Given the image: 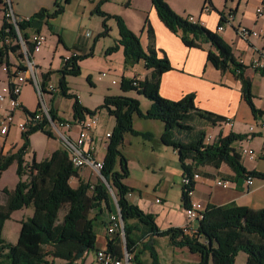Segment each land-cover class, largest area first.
I'll return each instance as SVG.
<instances>
[{"label": "trees", "instance_id": "1", "mask_svg": "<svg viewBox=\"0 0 264 264\" xmlns=\"http://www.w3.org/2000/svg\"><path fill=\"white\" fill-rule=\"evenodd\" d=\"M71 1L56 0L53 11L41 8L28 19L20 21L18 24L22 35L29 38L31 31L39 33L44 25L51 28L50 20L63 14L65 5ZM103 1L101 0L95 9L103 18V29L95 37V41L109 35L107 22L111 18L114 19L119 38L106 50V55L122 47L126 67L143 61L145 69L151 71L142 80L126 77L121 80L122 90H135L150 100L148 110L143 112L140 101L127 96H106L103 103L94 110L82 105L79 97L70 92L65 78L67 75H80V61L92 56L93 51L63 57L62 66L57 70L49 69L43 73L42 79L45 86L53 74L60 76L58 92L74 100L72 119H81L87 114L96 115L101 111L115 117V126L103 158L101 174L117 198L125 238L120 234L107 236L104 249L118 258H122L127 250L131 264H161L156 240L159 237H167L172 246L186 247L191 253L198 254L200 259L196 264H235L240 252L247 254L246 264H264V209L209 204L206 206L203 220L199 223L198 234L189 236L184 233L182 227L160 229L152 213L144 211L129 200V194L134 189L124 183L129 175L127 158L120 149L124 136L131 133L146 140L153 138L151 132L134 128L135 115L163 122L161 142L177 151L183 176L201 173L199 168L205 166L219 169L223 164L239 177L257 178L263 175L255 170H247L240 152L234 147V143L246 139L247 134L232 132L227 136L220 135L213 143H207L206 130L193 124L197 120L217 125L227 122V117L199 108L194 93L186 94L179 100H170L160 94L161 76L171 70L172 66L167 55L163 51H160L162 56L159 55L155 47L154 30L149 18L147 17L144 23L149 36V45L145 48L139 36L128 27L121 16L107 14L101 10ZM151 1L163 23L171 31L178 33L186 46L201 48L206 43L210 44L208 61L223 72L233 70L241 81L243 98L253 114H263L264 111L255 105L253 83L251 78L245 75L247 66L238 62L232 46L217 31L206 28L198 21H190L189 16L184 17L176 13L166 0ZM2 2L0 0V3ZM8 27L16 34L14 27L4 17L0 34ZM59 42L63 43L60 36ZM33 51L34 46L29 44L31 59ZM3 57L4 51L0 50L1 64L6 62ZM6 63L9 64L8 61ZM26 112L34 115V112ZM50 115L54 120H64L52 105ZM36 131L54 137L49 122L45 120L22 132L23 143L16 151L0 153V179L3 172L14 163L17 164L16 173L19 178L14 189H3L5 202L0 204V264H85L90 252L95 251L97 254L100 250L97 246L98 236L94 221L103 215L104 204L108 210H112L111 192L102 180L93 183L80 179L78 185L73 187L71 179L78 177L80 170L72 165L69 154L63 147L41 161L33 158L31 162H27L25 156L30 148V136ZM182 135L188 138L183 139ZM187 188L184 184L181 185L183 208L188 207L191 201ZM29 206L33 207V215L21 221L17 242H8L3 236L5 222L14 211ZM93 211H96L94 217L91 216ZM147 253L150 256L149 263L144 260Z\"/></svg>", "mask_w": 264, "mask_h": 264}, {"label": "crops", "instance_id": "2", "mask_svg": "<svg viewBox=\"0 0 264 264\" xmlns=\"http://www.w3.org/2000/svg\"><path fill=\"white\" fill-rule=\"evenodd\" d=\"M55 1L56 0H30L29 2L31 5H29L28 3L22 4L20 0H11L15 12L23 18L30 17L41 8H46L49 9V11H53ZM73 1L74 0H72L69 5H71ZM166 1L176 13L184 17L193 16L196 21L200 22L206 28L212 31H217L224 38V40L232 46L233 54L238 62L247 66L245 69V75L250 77L252 80L255 105L258 109L264 111V40L259 37H251L250 39L245 40L240 38L237 33V29L240 26H246L256 30L264 29V13L262 16H258L256 11L258 7L264 6L263 0H212L209 11L205 10L206 0ZM129 3L138 10L141 16L144 17L143 19H145V17L149 18L154 30L155 47L159 51V55L162 56L160 51H163L171 62L172 69L165 72L161 76L159 89L160 94L170 100H179L186 94L194 93L196 105L199 108L225 116L229 119L228 122H223L217 125L202 123L201 128L206 130L208 136V141L205 140L207 143H213L220 135L227 136L232 132L244 135L247 134V138L240 141L239 143H234V147L239 152L240 148L248 147L261 153L264 146V128L258 127L256 133L251 135L250 127L259 121H264V113L253 114L245 99L243 98L241 81L237 78L233 70H227L223 72L214 67L208 61L207 55L208 50L211 48L210 44L206 43L201 48L186 46L182 41L181 36L178 33L171 31L163 23L151 0H129ZM249 4L252 6L251 9L249 8ZM0 6L4 14V3H0ZM25 11H30V13L26 14ZM114 13H118L120 15L122 14L121 11ZM229 13L234 15V20L231 22V24H226L224 30L219 31L218 26L221 23L220 21L222 16ZM124 18L128 27L139 36L143 47L147 48L149 45V36L147 30L144 28L143 19H139L141 22L137 19L138 22L136 24H131L129 22V18H126L125 16ZM54 20L53 22H56ZM51 26L56 31L55 25H53V23H51ZM102 29L96 32V36L102 31ZM32 33L33 31L30 32V34ZM91 36L92 34L90 33V37H88V39H84V35L81 33V35L74 42L73 49L69 48L68 42H66L65 38L63 37L62 45L64 46L65 50H69L64 51L63 53L60 52L61 65L51 69H59L62 66L63 57H69L72 54L83 55L93 51V55L91 56V58H93L95 57L96 51L99 47V50L104 56V60H106L105 63H108L107 66L109 69L113 72H118L119 70L122 77L138 78L142 80L150 74L151 71L146 69L143 75L137 74V72L135 73L137 65L139 66L142 64L144 66L143 61L135 64L134 66L126 67L124 64V54L122 47L118 51L106 55V50L114 45L116 40L119 38L118 30L116 33L114 32V29L111 28L112 43L106 41L108 36L102 37V39H98L96 41L95 34L92 37ZM82 38L84 39L83 41H81ZM35 54L33 56V60L38 65L40 70L41 66L36 61ZM3 59L6 62L8 61L12 69L18 68L23 64V58L18 53L8 54L4 52ZM88 59L90 58L80 61V65L83 66ZM257 61L261 62L262 66L259 68L263 70H256L258 67L255 66V63ZM116 68H118V70L115 71ZM43 73L44 72H42V75ZM56 75L57 74H53L51 79L54 80ZM59 77L60 76L58 75V79ZM8 83L9 73L6 72L5 86H7ZM5 86H3V88ZM20 101L22 102V107L14 113V117H17L18 123L23 121L26 115H29L26 112L27 110L33 113L39 106V97L33 84L28 83L23 87L22 93L20 95ZM53 101L54 98L50 101V104L57 109L59 116L64 119L73 118V113L71 117H67L65 114H62ZM7 107L8 102H3L0 100V117L6 113ZM148 108L146 107V110ZM137 130L151 132L153 134V138L151 140L155 139L154 131L150 127L146 128L145 130L143 128ZM163 131L164 127L161 130V135ZM1 135L4 139V143L0 149V153L6 154L10 151L14 152L23 143L22 133L19 131L18 127H14V125L10 127L6 134ZM104 138L105 135H99L98 127L94 129L92 142L94 143L96 149L98 148V144H100L102 141H105ZM58 143H61V141L47 136L42 131L34 132L30 136V148L25 156L26 161L31 162L33 158H35L37 161L48 158L55 150L63 147L62 144L60 145ZM169 150H171L173 153L170 154ZM152 152L158 154L157 157L164 152H168L167 154L171 156V159L178 157V164L181 169L180 174L183 178V170L179 162V156L174 148L164 145L160 139V142L156 141V144H154L152 147ZM94 156L96 159H98L96 153ZM241 157L243 165L247 170H255L259 173H262L263 176L257 177L254 184L249 186L246 183L245 177L236 176L226 164H223L219 169L211 166L201 167L199 170L203 178L195 185L192 200L201 202L205 206L209 204L219 206L238 205L247 206L252 209H264V157L260 156L253 160L247 158L246 156ZM154 165L156 166L150 168L153 169V171H156L155 169L157 168L161 169V171L163 170L164 172H170L171 170L168 165H164L163 163H159L157 161L154 163ZM11 166H13L15 170L17 169L16 163L12 164ZM87 169L90 168H83L79 171L78 177L71 179V185L73 187L78 185L80 179L85 180V173L87 172ZM4 173L5 171L3 172L0 179V184L3 180ZM216 179L227 180L229 181V185L227 187L218 185L216 183ZM17 182L15 183L17 184ZM16 184L13 186V188H9V186H5L4 188L14 189ZM126 185L134 189L129 195V200L139 205L146 212L152 213L155 216L157 225L160 229L165 230L170 227H183L186 222L184 210L182 213L178 214V212H172L170 209L164 208V204L168 203L167 192L166 194L161 193L157 196H154L155 203H153V205H142L138 202V200H136L135 196L136 192L142 194L140 191H137V189H140L141 187L132 184ZM3 189L0 190L3 191ZM160 190L165 191L166 189ZM157 199H161V202H157ZM4 202L5 197L0 200V204H4ZM7 221L4 224V228ZM106 239L107 234L102 237L101 244L99 241L97 242L98 248H105ZM161 239H163V237H159L156 240V248L160 256L161 264L198 263L200 259L198 255L191 253L186 247L179 248L172 246L169 239L168 243L165 242V244L166 248L168 244L170 249H168V251L166 250L165 252H162V250L159 248V242ZM177 250H182L183 253L186 251L190 252L191 255H186V253H184V260L176 258ZM168 255L171 256L167 258ZM144 260L147 263L150 262V256L148 253L145 254ZM246 261L247 254L240 252L236 257L235 264H246ZM85 264H98L95 251L94 253L90 252L87 255ZM211 264H213V262H211Z\"/></svg>", "mask_w": 264, "mask_h": 264}, {"label": "rangeland", "instance_id": "3", "mask_svg": "<svg viewBox=\"0 0 264 264\" xmlns=\"http://www.w3.org/2000/svg\"><path fill=\"white\" fill-rule=\"evenodd\" d=\"M29 1L30 0H20L22 4L28 3L29 5H31ZM100 1L101 0H74L71 5H65V10H67L63 13L64 15L61 14L56 17L58 19L54 18L55 20L52 19L50 21V24L53 23V25H55L56 31L52 27L49 28L47 25L43 26L42 33L46 37V44L40 52H37L35 54L36 61L41 66L39 70L40 78H42V72L45 73V71L47 72L49 69L61 65L60 52L63 53L64 51L69 50H65L64 46L62 45L63 43L59 44V36L61 38L64 37L66 42H68L69 48L73 49V44L81 35V33H83L84 39H88L90 35H87V32L91 33L92 36L94 34L96 36V32L102 29L103 18L95 12V9ZM100 8L103 12L111 15H119L124 20V16L126 18H129V22L131 24H136L138 22L137 19L142 20L144 18L141 16L138 10L129 3V0H104L100 5ZM249 8H252L251 4H249ZM117 11H121L122 14L120 15L118 13H114ZM25 13L29 14L30 11H25ZM146 18L147 17H145V19ZM145 19H143V25L145 23ZM3 20L4 14L0 6V27L2 26ZM53 20L56 22H53ZM107 24L110 29V36L108 35L106 41L112 43L111 28L114 29V32L117 33V24L112 18L108 20ZM84 39L82 38L81 41H83ZM87 58L90 59H88L85 64L81 66L80 75H67L65 78L70 92L76 94L79 97V100L83 106L94 110L103 103L106 96H127L138 99L140 101L141 110L146 111V107L148 108L149 104L151 103L150 100L139 94L135 90H122V76L120 75L121 73L119 72L118 68L115 69V71L118 70V72H113L109 69V67L107 66L108 63H105L106 60H104V56L99 50V47L96 51L95 57L91 58V56H88ZM136 67L137 68L135 69V73L137 72V74L143 75L145 72L144 66L140 64ZM104 73H106V76L103 75ZM113 80L117 81V83H113ZM5 81L6 72L4 71L3 66L0 64V93H2L3 86L6 85ZM53 81L55 84L59 83L58 74L54 77ZM73 101V99L67 98L60 92H57L55 94L53 102L62 114H65V116L67 117H71L73 113ZM93 116H96L99 120L96 128L98 127L100 136L105 135L106 133L112 134L115 126L114 116L108 115L105 111H101ZM86 117L90 118L91 115L87 114ZM14 118V127H17V117L15 116ZM134 120L135 129L143 128L145 130L146 128L150 127L154 131L155 139L145 140L142 136H135L131 133L125 134L124 141L120 149L127 158L129 175L124 181L126 182V184H132L141 187L140 189H137V191H140L142 194L136 192L135 196L136 200H138V202L142 205H153V203H155L154 196H157L161 193L166 194L167 192L168 203L164 204V208H168L172 212H178V214L182 213V211L184 210L181 199L182 176L180 174L181 169L178 164V157L171 159V156L167 154L168 152H164L157 157L158 154L152 152V147L154 146V144H156V141L160 142L161 130L164 127L163 122L159 120L141 118L138 115L134 116ZM202 122L205 123L204 121ZM193 124L199 128H201L202 126V123L197 120H195ZM53 135V138H55V140L57 139L61 141L56 132H54ZM182 138L187 139L188 137L182 135ZM104 139L105 141H102L100 144H98V148L95 150L98 159H103L106 154V148L109 139ZM206 141H208V136ZM239 142L240 141H236L235 143ZM3 143L4 139L2 138V135L0 133V149ZM58 144L61 145L62 142ZM169 153L171 154L173 152L169 150ZM156 161L159 163H163L164 165H168L171 168L170 172H164L163 170L161 171V169L159 168L155 169L156 171L150 169L156 166L154 165ZM17 180L18 176L16 170L13 166H10L4 173L3 180L0 184V189L2 190L5 186L13 188ZM85 180L93 183L97 182L98 180H102L109 187V183L106 179L104 181L101 177H99L97 173H94L90 169H87V172L85 173ZM160 189L166 190L162 191ZM1 190L0 200L5 197L3 191ZM109 190L111 192L110 205L112 207V210H108L107 206L104 204L103 215L99 216L98 219L94 221L95 231L97 233L98 241L100 244L102 243V237L107 234L106 223H108L109 221V214L115 211V203L117 201L114 191L110 187ZM95 214L96 211H93L91 216L94 217ZM32 215V206L24 207L20 210L14 211L11 214V217L8 219L3 230L4 238L8 242L16 243L21 230V221L23 219L31 217ZM107 236L110 235L107 234ZM168 241L169 240L167 237H163V239L160 240L159 248L162 250V252H165L166 250L168 251V249H170V246L168 244L166 248L165 242L168 243ZM92 253H94V251H92ZM184 253H186V255H191L190 252L187 251ZM184 253L182 252V250H177L176 258L184 260ZM169 256L171 255H168L167 258Z\"/></svg>", "mask_w": 264, "mask_h": 264}, {"label": "built area", "instance_id": "4", "mask_svg": "<svg viewBox=\"0 0 264 264\" xmlns=\"http://www.w3.org/2000/svg\"><path fill=\"white\" fill-rule=\"evenodd\" d=\"M211 1L212 0H206V11L210 10ZM3 3L4 17L7 22L14 27L16 34L11 32V27L6 28L4 33L0 34V50H3L8 54H20L23 58V64L18 68L12 69V67L6 62L2 63L4 71L9 73V83L3 88L2 93L0 94V100L3 102H8L6 113L0 117V133L6 134L10 127L15 125L14 113L22 107L20 95L22 93L23 87L26 84L31 83L35 87L39 97V106L34 112V115H26L25 119L17 124L19 131L21 133L28 131L30 127L36 126L45 120L48 121L53 133L56 132V134L60 137L63 148L67 150L72 165L79 170L88 167L105 181V178L101 176V170L104 166V161L103 159L98 160L95 158L94 154L96 147L92 142L94 129L99 123L98 118L91 115L90 118L85 116L81 119H64L61 121L54 120L51 117L50 101L58 92L59 87L58 84H55L52 79H50L45 86L43 85V79L39 78V67L33 60L34 54L41 51V49L46 44V37L42 32H33L30 34L29 38H25L20 31L18 23L28 19V17H20L15 12L11 0H4ZM256 11L258 16H262L264 13V6L258 7ZM188 19L192 22H196V19L193 16H189ZM221 19V23L218 26L219 31L224 30L226 24H231V22L234 20V15L229 13L227 15H223ZM237 33L240 38L245 40H248L251 37H259L264 40V29L256 30L246 26H240L237 29ZM87 35H90V33L87 32ZM29 44L34 46L32 59L28 52ZM28 57H30V60ZM255 66L259 68L262 66V64L260 61H257ZM103 75L106 76V73ZM113 83H117V81L113 80ZM258 127L264 128V121H259L250 127L251 135L256 133ZM110 137V133L105 134L106 139H109ZM240 154L241 156H246L251 160L260 156L264 157V146L261 153L252 148L243 147L240 148ZM202 178L203 177L199 172H195L191 176L184 175L182 178V184L188 187L186 191L191 198L190 205L184 208L186 222L182 227L184 233L189 236H195L198 234L199 223L204 218L206 206L201 202L192 200L194 187ZM255 179L256 178L253 176H247L246 183L251 186L254 184ZM216 183L223 187H227L229 185V181L223 179H216ZM157 202H161V199H157ZM115 205V211L109 214V221L106 226L107 234L110 236L120 234L124 239V225L117 201ZM96 259L98 264H131V257L127 250H125L124 256L122 258L114 257L113 255L107 253L105 249L100 250L96 254Z\"/></svg>", "mask_w": 264, "mask_h": 264}, {"label": "bare ground", "instance_id": "5", "mask_svg": "<svg viewBox=\"0 0 264 264\" xmlns=\"http://www.w3.org/2000/svg\"><path fill=\"white\" fill-rule=\"evenodd\" d=\"M100 250H104V249H100ZM100 250H99V251H100ZM99 251H98V252H99ZM98 252H97V253H98Z\"/></svg>", "mask_w": 264, "mask_h": 264}, {"label": "water", "instance_id": "6", "mask_svg": "<svg viewBox=\"0 0 264 264\" xmlns=\"http://www.w3.org/2000/svg\"><path fill=\"white\" fill-rule=\"evenodd\" d=\"M29 58V60H30V57H28ZM102 175V174H101Z\"/></svg>", "mask_w": 264, "mask_h": 264}]
</instances>
